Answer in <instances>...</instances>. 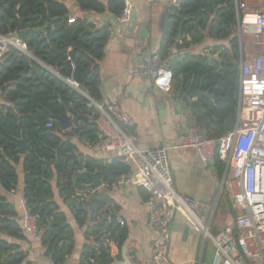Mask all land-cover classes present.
<instances>
[{
  "label": "trees",
  "instance_id": "1",
  "mask_svg": "<svg viewBox=\"0 0 264 264\" xmlns=\"http://www.w3.org/2000/svg\"><path fill=\"white\" fill-rule=\"evenodd\" d=\"M75 1L83 11L109 12L114 16H119L125 6V0ZM71 13L66 0H0V33L16 32L27 43L32 55L62 76H57L27 53L13 47L0 58V88H5L6 99L13 104L0 106V190L9 191L17 185L18 175L13 160H18L17 149L23 138L30 144L24 160L25 205L36 217L46 256L54 264H64L74 250L75 240L66 214L53 201V174L47 162L53 161L58 154V184L62 197L71 203L78 224L87 226L88 239H95L104 232L99 242L84 245L80 264H117L128 238V229L121 226L117 218H108L111 212L108 213L107 196L101 194L94 198L91 195L90 184L93 180L89 173L96 172L109 188L130 168L117 157L107 160L82 156L79 164L72 166L70 162L62 163L65 154L74 152L75 147L61 137V127L56 118L64 105L72 122L79 125L74 131L93 143L98 141V126L95 122L100 114L98 108L65 79L73 78L88 91L93 100L102 102L100 63L111 36V27L109 24L95 25L86 16H76L74 22H70ZM191 16L204 25L211 21V34L217 32L220 38L233 37L234 61L220 67L214 59L192 54L171 65L174 80L182 77L188 85L209 90L211 97L217 101L214 112L219 117L222 112H226L234 123L237 118L242 53L238 36L235 35L237 20L234 0H181L179 7L173 6L168 30L158 50L162 58H168L174 47L189 49L192 44L203 39L202 35L197 34L198 29L189 24L193 40L176 41L181 21ZM52 20L46 31L35 30ZM202 100L208 105L212 102L210 98L202 97ZM49 119L54 121V126L47 130L41 129L40 125H46ZM196 119L200 122L206 116L197 113ZM217 163L219 173L223 176L224 165ZM82 170L85 172L77 178L78 172ZM82 193L90 198H83ZM89 202L92 210L86 209ZM16 216L14 205L0 196L1 230L12 237L23 238ZM89 217L91 224L87 225ZM27 258V252L0 239V264H33Z\"/></svg>",
  "mask_w": 264,
  "mask_h": 264
},
{
  "label": "crops",
  "instance_id": "2",
  "mask_svg": "<svg viewBox=\"0 0 264 264\" xmlns=\"http://www.w3.org/2000/svg\"><path fill=\"white\" fill-rule=\"evenodd\" d=\"M126 1L130 3L133 14L125 25H119L116 16L109 12L83 11L75 0L66 1L68 8L76 16H86L92 21H98L100 25L109 24L111 27V36L106 43L104 57L100 63V88L102 91V102L100 103L105 106L116 103L133 117L134 130L138 138L137 146L140 150L157 148L161 144L169 148L170 159L174 166V187L180 193L192 196L199 201L198 212L202 224L208 226L209 232L213 236H217L221 229L233 224L235 221L237 212L231 202V189H237L238 183L233 180L224 183L223 176L220 175L218 170L217 162H220L219 160H214V162L207 165L201 160L194 148L181 147L180 142L184 134V126L197 122V113L206 116V119L197 122L199 123L200 132L205 136L215 137L218 136L220 131L225 133L235 122L230 121L226 112H222L221 117L214 112L213 108L217 106V101L212 97L210 98L212 101L210 105L203 101L202 97L199 98L200 101L205 102V108L210 114L195 109L188 118H183L182 126L173 123L171 117L163 116L159 102L178 89L184 79L182 77L173 79L171 89L166 91L158 86L152 77L135 70L147 58L158 53L160 42L164 36L160 28L162 14L168 6L173 8L175 3L174 0ZM248 2L251 6L254 5V0H248ZM211 17H213V14ZM188 18L190 19L185 20L186 24L184 22L182 38L180 40L176 39V41L193 40L188 27L189 24H193L198 29L197 34L202 35L203 39L192 44L189 49L181 50H190L192 54L205 55L209 59L217 61L220 67L233 63L234 46L231 42L233 37L220 38L217 32L214 35L211 34V21L204 25V23H199L198 19L193 16ZM235 35L237 36V33ZM239 48L242 50L240 65L242 57L252 56L262 50L261 47L255 46L249 37L241 43ZM186 86H188V83H186ZM5 92V88H0V106H13L6 99ZM66 113L71 117L67 110ZM217 120L219 123H217ZM74 124L72 122V125L68 128H64L60 124L61 137L75 147L74 152L65 154L62 163L70 162L72 166L79 164L82 156H93L107 160L115 158L99 153L96 143L82 138L74 131ZM72 130L74 131L73 136L69 132ZM24 144L26 150L24 152L20 150L23 147L21 142L16 154L18 160L16 162L13 160L18 175L16 187L9 191L3 188L0 190V196L5 197L15 207L17 213L15 220L22 229L23 238L12 237L0 228V239H5L11 244L17 245L19 250L27 252V261L33 264H54L46 256L41 239L30 236L22 227L21 217L25 206L23 195L25 187L24 160L30 147L28 142L25 141ZM72 154H75L76 158L67 160V155ZM6 159L9 160V157L7 156ZM221 164L223 165V163ZM49 166L53 174L51 179L53 201L66 214L67 221L74 233V250L64 264H80L84 245L88 242L97 243L99 241L87 238V226L78 224L71 203L62 197L58 184L59 172L56 156ZM129 168V172L122 175L120 181L113 183L109 188L102 182L101 186L97 188L98 195L103 194L109 198L108 213H116L120 225L126 226L128 229V238L123 247L126 248V256L130 264H151L153 259L152 241L155 235L150 222L152 211V205L149 203L150 194L138 185V175L135 168L133 166H129ZM94 191L95 188H90L92 196ZM88 198L90 197L88 196ZM219 206H222V208ZM121 221H124V224H121ZM89 224H91V220L90 223L87 222V225ZM187 226L189 230L185 233ZM170 257L176 264H221L215 258V246L212 240L205 235L202 225L191 220L187 214L181 211L177 212L172 225ZM122 258L123 251L121 250L120 261L123 260Z\"/></svg>",
  "mask_w": 264,
  "mask_h": 264
},
{
  "label": "built area",
  "instance_id": "3",
  "mask_svg": "<svg viewBox=\"0 0 264 264\" xmlns=\"http://www.w3.org/2000/svg\"><path fill=\"white\" fill-rule=\"evenodd\" d=\"M180 1L174 0L175 6L179 7ZM234 5L238 38L243 42L247 36L255 46L262 48L259 53L242 58L236 121L221 137H207L200 132L197 122L190 123L184 126L180 142L181 147L194 148L207 165L214 160L223 163L224 183L231 180L238 183L237 189H231V202L237 212L235 221L221 229L217 236L202 224L199 201L174 187V166L169 148L140 150L133 117L116 103L105 106L91 101L100 112L95 118L98 152L120 158L133 166L137 171L138 185L150 194V222L155 235L151 264H176L170 257V241L173 221L179 211L202 225L205 235L215 246V258L219 263L264 264V0H254L253 6L248 0H234ZM132 14L131 5L125 0L122 13L116 16L117 23L125 25ZM75 18L76 15L71 13L69 21L74 22ZM93 23L100 25L98 21ZM10 47L29 53L27 43L16 32L0 33V58ZM183 52L172 48L166 59L156 53L139 64L135 71L152 77L158 86L169 91L174 79L171 60ZM71 79L67 78L74 87H80ZM53 126L54 121L50 119L46 127ZM78 127V124L73 125L74 129ZM21 223L26 233L40 238L36 217L26 205Z\"/></svg>",
  "mask_w": 264,
  "mask_h": 264
},
{
  "label": "water",
  "instance_id": "4",
  "mask_svg": "<svg viewBox=\"0 0 264 264\" xmlns=\"http://www.w3.org/2000/svg\"><path fill=\"white\" fill-rule=\"evenodd\" d=\"M171 9H172V6H168L166 8V10L164 11V13L162 14V17H161L160 28L164 34L167 32L168 27H169V21H170V17H171ZM189 19L190 18H186V20H189ZM52 22H53V20L50 21V23H48L46 26H44L42 28H36L35 30L38 32L46 31L48 29V27L51 26ZM184 22H185V20L181 21V23L178 27V30H177L178 33L176 35L177 40H180L182 38V33H183V29H184ZM28 55L33 60L41 63L43 66L50 69L57 76L61 77L58 72L53 70L51 67H49L45 63L41 62L34 55H32L30 52L28 53ZM191 55H192V52L190 50H186L182 54L177 56L176 58L172 59L171 65H175V64L179 63L181 60H183L184 58H187ZM208 56L210 57V55H208ZM171 65H170V67H171ZM65 80L68 83H70L67 79H65ZM71 80H73V78ZM75 88L79 92H81L84 96H86L89 100H91L92 102H95V100H93L89 96L88 91L86 89L82 88L81 86L75 87ZM200 97L211 98L210 91L209 90H203L201 87L195 88L193 86V84L186 86L185 81H182L181 86H179L178 89H176L173 93H170L169 95H167L163 101L159 102V107L161 108V111H162V114L164 117H166V116L171 117L173 123H175L176 125L179 124L180 126H182L183 125V118H185V117L188 118V116L193 114L195 109H199L203 113L210 114L209 111H207L205 108V102L200 101V99H199ZM56 118L60 122L62 127H64V128H68L72 125V117L67 115L66 108L64 105H62V111L59 115H57ZM85 120L87 121L88 119H85ZM217 123H219L218 120H217ZM40 128L43 130L48 129L44 124H41ZM69 132H70L71 136L74 135L73 130L69 131ZM222 134H223V132L220 131V133L218 134V137H221ZM20 140L23 143V147L20 150H22V152H24L26 150V145L24 144L25 140L22 138ZM162 146H163V144H161L159 147H162ZM18 150H19V148H18ZM70 158L75 159L76 155L75 154L67 155V160ZM58 162H59L58 154H56V163H58ZM47 164L49 165L50 162H47ZM84 172H85V170L78 172L77 178H79L81 176V174H83ZM89 175L91 176V178L93 180L92 183L90 184V187L95 188L93 196H94V198H97V196H98V189L97 188L101 186L102 180L99 179L98 174L96 172L89 173ZM82 197L85 199H88V196L84 193H82ZM92 208L93 207L91 206V203L89 202V205L86 209L92 210ZM108 218H118V216L116 213H112L110 215V217H108ZM106 219L107 218H104V220H106ZM90 220L91 219L88 218L87 222L90 223ZM188 230H189V227L187 226L185 228V233ZM103 235H104V232L101 233L98 237H96L95 241H100ZM122 251H123V258H122L123 260L118 261L117 264H130V261L127 259V256H126V248L123 247Z\"/></svg>",
  "mask_w": 264,
  "mask_h": 264
},
{
  "label": "rangeland",
  "instance_id": "5",
  "mask_svg": "<svg viewBox=\"0 0 264 264\" xmlns=\"http://www.w3.org/2000/svg\"><path fill=\"white\" fill-rule=\"evenodd\" d=\"M236 33H237V30H236ZM236 33H235V34H236ZM238 39H239V44H240V46H241V43H242V42L240 41V38H238ZM246 39H247V36L243 38V41L245 42ZM219 207L222 208V206H219Z\"/></svg>",
  "mask_w": 264,
  "mask_h": 264
}]
</instances>
